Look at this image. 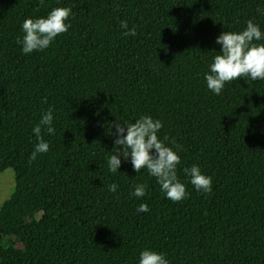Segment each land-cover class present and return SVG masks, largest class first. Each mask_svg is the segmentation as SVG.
Listing matches in <instances>:
<instances>
[{"label": "trees", "instance_id": "1", "mask_svg": "<svg viewBox=\"0 0 264 264\" xmlns=\"http://www.w3.org/2000/svg\"><path fill=\"white\" fill-rule=\"evenodd\" d=\"M57 7L71 9L68 31L24 54L23 21ZM248 20L264 34V0H0V174L15 179L0 207V264H139L143 250L169 264H264V80L216 95L205 79L217 37ZM49 109V151L29 163ZM143 115L181 157V201L130 159L109 171L113 122ZM193 165L211 193L190 183Z\"/></svg>", "mask_w": 264, "mask_h": 264}, {"label": "clouds", "instance_id": "2", "mask_svg": "<svg viewBox=\"0 0 264 264\" xmlns=\"http://www.w3.org/2000/svg\"><path fill=\"white\" fill-rule=\"evenodd\" d=\"M43 0H41V3ZM71 15V9L57 7L52 9L46 17L36 19L27 18L22 23V38H17V43L22 45L24 54L33 51L47 49L57 36L68 31L70 24L66 21ZM120 27L126 31L124 36H135L136 29L128 28L127 21H121ZM264 39L260 27L252 20H248L246 28L240 32L224 31L216 39V43L222 45L221 51L215 55L210 64V71L205 73L207 88L216 95L221 94L227 82L248 77L252 81L264 80V44L256 41ZM52 110L43 113L39 123L33 128L37 138L34 151L29 157V163L35 161L38 155L49 151V143L44 140L42 130L54 135ZM116 136L113 155L108 159L109 171L117 172L121 167L122 156L125 161L131 160L134 171L139 173L147 169L148 173L155 177L168 199L178 202L188 195L185 184L181 183L177 176V166L181 163V157L172 147H168L165 141L158 138V132L162 128V122L153 119L149 115H143L134 123L113 122ZM126 133V134H125ZM179 148V146H176ZM185 174L190 177V183L197 191L202 193L212 192V178L202 173L197 165L184 168ZM147 185H136L132 193L137 198L145 196ZM111 192L117 190L116 184L109 186ZM149 211L147 204H140L137 212ZM139 264H169L163 253L152 250H143L140 253Z\"/></svg>", "mask_w": 264, "mask_h": 264}, {"label": "rangeland", "instance_id": "3", "mask_svg": "<svg viewBox=\"0 0 264 264\" xmlns=\"http://www.w3.org/2000/svg\"><path fill=\"white\" fill-rule=\"evenodd\" d=\"M14 187V173L11 170H6L0 174V207L13 193Z\"/></svg>", "mask_w": 264, "mask_h": 264}]
</instances>
